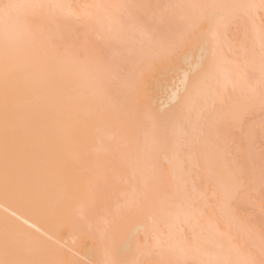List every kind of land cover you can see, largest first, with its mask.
<instances>
[{
  "label": "snow or ice",
  "instance_id": "1",
  "mask_svg": "<svg viewBox=\"0 0 264 264\" xmlns=\"http://www.w3.org/2000/svg\"><path fill=\"white\" fill-rule=\"evenodd\" d=\"M0 199V264H264V0H0Z\"/></svg>",
  "mask_w": 264,
  "mask_h": 264
},
{
  "label": "bare ground",
  "instance_id": "2",
  "mask_svg": "<svg viewBox=\"0 0 264 264\" xmlns=\"http://www.w3.org/2000/svg\"><path fill=\"white\" fill-rule=\"evenodd\" d=\"M63 3L79 5L82 3L100 2V0H61ZM160 2H167V0H160ZM112 141L109 140L108 136L103 132L97 133L93 131L91 138L87 144V152L89 160L93 164H102L111 159V151L109 150L112 146ZM77 149H69L66 152V158L74 160ZM7 209V212L5 211ZM16 211L17 214L24 213V209L13 204L11 201H5L0 199V219L10 214L12 211Z\"/></svg>",
  "mask_w": 264,
  "mask_h": 264
}]
</instances>
